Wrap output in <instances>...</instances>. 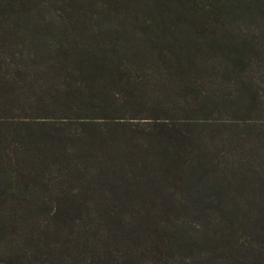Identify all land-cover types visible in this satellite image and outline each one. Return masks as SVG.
<instances>
[{
  "label": "trees",
  "instance_id": "1",
  "mask_svg": "<svg viewBox=\"0 0 264 264\" xmlns=\"http://www.w3.org/2000/svg\"><path fill=\"white\" fill-rule=\"evenodd\" d=\"M0 263L264 264V0H0Z\"/></svg>",
  "mask_w": 264,
  "mask_h": 264
},
{
  "label": "rangeland",
  "instance_id": "2",
  "mask_svg": "<svg viewBox=\"0 0 264 264\" xmlns=\"http://www.w3.org/2000/svg\"><path fill=\"white\" fill-rule=\"evenodd\" d=\"M0 264H4V263H0Z\"/></svg>",
  "mask_w": 264,
  "mask_h": 264
}]
</instances>
